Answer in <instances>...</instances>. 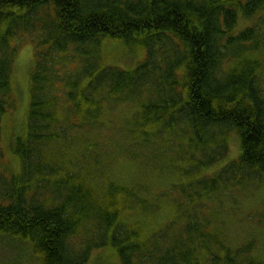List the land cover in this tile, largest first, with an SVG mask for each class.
<instances>
[{"label":"trees","instance_id":"trees-1","mask_svg":"<svg viewBox=\"0 0 264 264\" xmlns=\"http://www.w3.org/2000/svg\"><path fill=\"white\" fill-rule=\"evenodd\" d=\"M114 41L136 65H106ZM0 167L7 264H264L224 225L264 187V0H0Z\"/></svg>","mask_w":264,"mask_h":264},{"label":"rangeland","instance_id":"rangeland-1","mask_svg":"<svg viewBox=\"0 0 264 264\" xmlns=\"http://www.w3.org/2000/svg\"><path fill=\"white\" fill-rule=\"evenodd\" d=\"M15 45L18 47L17 58L14 69V83L20 87L22 94L19 95L18 90L15 88V92L17 94L18 101V112L15 117L14 124L19 122L18 118L21 114V111H24L27 107L28 100V74L31 64L33 65V44L29 37L20 36ZM130 47L123 46L122 44L114 42L106 43V46L102 50L101 58L105 60L106 65H114L123 68H132V66L136 65V59L132 57L130 52L128 51ZM142 58H138L137 61H141ZM20 96V97H19ZM25 98V102L24 101ZM116 116H121L120 112L115 113ZM227 145H228V155L225 160L219 164L218 167L225 165L228 161L236 159L239 154V141L237 139V135L235 133H231L227 136ZM10 157L7 158L8 165L10 161ZM167 160H161L162 164H166ZM2 169V167H0ZM132 171H134V167L132 164L127 161H122L118 167L117 174L118 176H124V174L132 175ZM233 205V206H232ZM232 207V210L230 209ZM170 206L165 204L164 207L159 212V219H162L163 215H167L169 213ZM261 218L262 222L259 223L258 220ZM224 225L226 227L227 235H229L230 239L233 241L241 240L244 242L245 240L241 238L246 234L252 233L253 236L256 237L257 246L259 249L264 252V187L261 189H257L256 192H252L248 194L246 197L241 198L239 204L227 202V215L224 219ZM260 227H257V226ZM250 228V229H249ZM104 250H101V254ZM100 252H93V257H98ZM108 254V253H107ZM24 255V256H23ZM262 255V254H261ZM14 256L18 258V254L16 252H6V250L0 249V264H7L13 260ZM112 260L109 264H113L114 258L111 256ZM30 261L29 255H25L24 253L20 256V263L28 264ZM31 264V262L29 263ZM94 264H104L99 259L95 260Z\"/></svg>","mask_w":264,"mask_h":264}]
</instances>
